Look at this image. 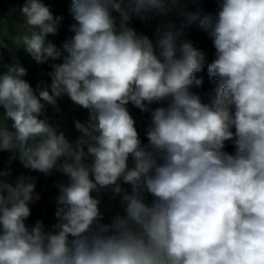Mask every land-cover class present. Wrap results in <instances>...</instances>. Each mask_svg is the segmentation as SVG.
I'll return each mask as SVG.
<instances>
[{
    "label": "clouds",
    "instance_id": "9594fccd",
    "mask_svg": "<svg viewBox=\"0 0 264 264\" xmlns=\"http://www.w3.org/2000/svg\"><path fill=\"white\" fill-rule=\"evenodd\" d=\"M213 2L71 0L61 49L48 38L64 17L24 0L21 29L0 30V153L26 170L0 168V264H264V0ZM153 18L152 38L134 25ZM10 45L50 82L5 63ZM65 97L88 113L74 140L48 115ZM129 105L149 114L143 138ZM56 174L55 223L30 222L39 178ZM105 195L123 209L108 222Z\"/></svg>",
    "mask_w": 264,
    "mask_h": 264
},
{
    "label": "rangeland",
    "instance_id": "374dc122",
    "mask_svg": "<svg viewBox=\"0 0 264 264\" xmlns=\"http://www.w3.org/2000/svg\"><path fill=\"white\" fill-rule=\"evenodd\" d=\"M70 2L71 0H45V3L51 7L54 14L61 15L64 17L62 25L60 26L59 35L54 36L56 44L58 45V48H61V49H62L63 41L68 36L71 35V33L68 31V26L72 23L71 17L68 13ZM203 7L207 11H214L216 5L213 2V0H205ZM158 19L159 18H154V20L150 23L149 27L145 31L144 33L145 35H148L150 38L153 37L154 27L156 23H158ZM174 23H175L176 28L179 29L183 25V19L175 18ZM184 31H185V38L191 40L195 47L205 52L206 59L210 63L215 58V49H214L211 39L207 36V34L204 33L202 30H200L196 26L186 28ZM197 76L202 77L204 83L201 88L194 89V90L198 91L201 95H203L205 98V101L207 102L208 100L207 93H209V91L212 89L214 85L208 78L206 66L200 73H197ZM129 109L133 117L136 118L135 117L136 110L133 108L132 105H129ZM87 118L88 116H83L80 118V115H78L77 117H75V114L69 115V117L67 118L68 123L67 125L63 126L62 130L66 132L70 140H74L76 136L78 135V133L76 132L74 128V122L76 120H80L81 122H84L87 120ZM54 125H58L60 127V124L56 123ZM141 136L143 138V133H141ZM226 150L229 152L234 151V149L231 146H228ZM10 155L11 153L9 152L0 153V168L9 169L11 172V175L8 177V179L11 181H14L18 175H20L21 173H25L26 170L19 163L18 159L9 163ZM57 179L66 181V178L60 176L59 174H56L51 178H44L43 176L39 178L37 191L41 193L42 199L39 202H37L36 205L33 206V215L31 217L30 222L34 221L37 218H41L44 220L46 226H51L53 223H55L54 214L56 210V205L54 203V199L57 196L58 192H57V189L55 188L54 182ZM123 187L126 190L130 191L129 185H123ZM147 199L150 202L152 198L148 196ZM101 211L104 213L105 222H108L110 218L115 214H122L123 209L120 206L119 197H116L115 199H113L110 195H105L103 197V202L101 204Z\"/></svg>",
    "mask_w": 264,
    "mask_h": 264
},
{
    "label": "crops",
    "instance_id": "0c3cea01",
    "mask_svg": "<svg viewBox=\"0 0 264 264\" xmlns=\"http://www.w3.org/2000/svg\"><path fill=\"white\" fill-rule=\"evenodd\" d=\"M23 2L24 0H0V30L6 29L9 35H15L16 32L21 29L22 17L19 15L18 8L23 4ZM5 21L6 23H4ZM48 39L56 44L54 36H50ZM56 46L58 47L57 44ZM10 47H12L11 52L8 49L3 50L5 63L10 62L12 56L15 55L28 71L26 79H28L34 86L41 79L49 80L50 82V79L46 75V73L50 70L47 65H38L22 49L17 50L11 45ZM59 107L61 109L59 114L53 113V111L49 109L48 115L52 117V122L54 124H60L61 129H63V126L67 125V118L69 115L75 114V117L80 115V118L88 116L86 110L75 109L66 97L60 101Z\"/></svg>",
    "mask_w": 264,
    "mask_h": 264
},
{
    "label": "built area",
    "instance_id": "2783aa9c",
    "mask_svg": "<svg viewBox=\"0 0 264 264\" xmlns=\"http://www.w3.org/2000/svg\"><path fill=\"white\" fill-rule=\"evenodd\" d=\"M154 20V18L150 21H146L144 23H141L139 20H134V25L135 27L142 31L143 33L145 32V30L149 27L150 23ZM152 107H156V105H152ZM136 110V121H137V127L140 130L141 133H143V130L149 120V114L148 113H144L141 112L139 109H136L135 107H133Z\"/></svg>",
    "mask_w": 264,
    "mask_h": 264
}]
</instances>
